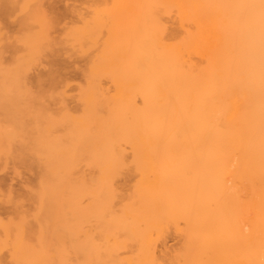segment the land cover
<instances>
[{
	"label": "bare ground",
	"instance_id": "obj_1",
	"mask_svg": "<svg viewBox=\"0 0 264 264\" xmlns=\"http://www.w3.org/2000/svg\"><path fill=\"white\" fill-rule=\"evenodd\" d=\"M92 1L88 12L72 11L78 24L59 31L52 22L56 10L50 18L53 9L45 0L22 1L18 45L0 24V60L5 50L23 53L15 68L0 69L2 96L3 90H15L17 97L22 96L18 90H31L25 62L51 57L56 63L63 48L90 57L85 81L77 87L79 112L53 96L61 98L59 105L65 100L61 110L25 107V113L10 114V119L0 115V158L37 162L34 181L42 190H55L52 198L65 188H86L83 166L95 164L98 174L89 177L91 184L111 188L108 196L122 186L129 198L121 191L122 197L106 200V189V195L100 193L105 201L100 198L105 203L121 198L126 214L110 210V219L105 209L111 206L103 207L94 186L93 207L90 198L88 206L78 200L87 207L72 202L77 204L62 210L46 198L35 210L20 204L19 219L3 218L9 223L0 241L8 245L6 237H19L21 242L9 247L13 253L16 245L11 263L3 259L0 264H86L92 250L107 256L97 240L110 234L108 251L129 248L128 257L127 250L118 252L126 264H264V0ZM16 2L0 0V11H12ZM54 71L47 77L50 86L67 89L71 83ZM122 170L135 171V183L134 176L121 177ZM103 210L108 229L88 224L92 229L84 230V218L99 217ZM91 230L104 237L96 234V239ZM172 230L181 236L178 250L167 248Z\"/></svg>",
	"mask_w": 264,
	"mask_h": 264
},
{
	"label": "rangeland",
	"instance_id": "obj_2",
	"mask_svg": "<svg viewBox=\"0 0 264 264\" xmlns=\"http://www.w3.org/2000/svg\"><path fill=\"white\" fill-rule=\"evenodd\" d=\"M16 1V0H15ZM22 1H24V0H17V2L16 3H12L11 5H10V7H11V10L12 11H9V12H7V13H5V14H3L1 11H0V24H1V28H2V30H4L5 32H4V34L6 35V36H10L11 38L9 39V41L11 42H15L16 43V45H18L17 44V40H15V37H16V35L18 34V32H20V27H21V25H20V20H22V18L21 17H24L23 16V12H19L20 10L18 9L19 7V4L22 2ZM91 1V2H90ZM112 2V1H111ZM92 3H93V1L92 0H45V3L44 4H46L45 6L48 8L49 7V11H51L52 9V11H53V13H52V11H51V13H52V15H50L49 14V16H50V18H53V19H55V15L58 17V18H56L55 19V21L53 20V19H51V20H53L52 22L56 25V26H59V27H56V28H58V30L56 29V28H54L53 30H55V33H53V35H58V33H57V31H59V30H62L63 29V26L65 27L66 25V27H68L69 25H72L73 26V24H78V20L76 21V17H75V15L74 14H72V11H73V13H74V10L77 8L78 9V7L80 8V9H82V10H84V12H85V10H86V12H88V6H90L89 4H91L92 5ZM13 5V6H12ZM14 5H16V6H14ZM16 7V8H15ZM18 7V8H17ZM52 7V8H51ZM76 7V8H75ZM14 8V9H13ZM75 8V9H74ZM13 10H15V11H13ZM56 10V11H55ZM71 10V11H70ZM54 11H55V13H54ZM59 12V14H62V15H57V13ZM19 12V13H18ZM2 13V14H1ZM21 13V14H20ZM9 14V15H8ZM16 14H17V16H16ZM53 14H55V15H53ZM15 17H14V16ZM174 16V18L173 19H175V14H173ZM61 16V17H60ZM12 17V18H11ZM63 17V18H62ZM75 17V18H74ZM170 16H166V19L168 20V18H169ZM59 18H61V19H59ZM171 20H173L172 19V16H171V18H170ZM168 20V21H170V22H172L171 20ZM177 19V18H176ZM176 19L173 21V22H175L176 21ZM59 20V22L61 23V24H59V22H57ZM61 20V21H60ZM56 22V23H55ZM3 23V24H2ZM58 23V24H57ZM59 28H61V29H59ZM57 30V31H56ZM13 32H14V34H13ZM6 33H8V34H6ZM57 33V34H56ZM0 42H1V40H0ZM6 42V41H5ZM3 44H4V41L2 42V44L0 43V47L1 46H3ZM6 44V43H5ZM66 49V48H65ZM64 48H63V52L61 51L60 53V57H57L58 58V60H57V62L55 63V62H53V61H50V59H51V57H46V58H44V59H42L41 61H37V62H35V63H27V62H25V67L29 70H25L26 72H27V75H26V72H25V78H27V81H28V83H31L30 84V88H31V90H29L28 92H26V94H25V92L24 91H26L24 88H22L23 90H18L19 92H22V94L21 93H19L18 92V94H20V95H22V96H19V97H17L18 95H17V92H15V90H10L11 91V93H9V91H8V93H7V91L6 90H3L2 91V93H6V95L4 94L3 96H2V94L0 93V96H1V98L2 97H4V98H2L3 100H1V98H0V101H3V102H5V103H3V102H1V104H3V105H5V106H3L2 105V107L0 106V115L2 116V115H4V116H2L3 117V119H5V116H8L9 117V115L10 114H12V116H16V115H21V113H25L27 110H32V111H40V112H44V113H46V111H47V113H49L50 112V109H52V108H57V109H60L61 110V106L63 107V105H64V101L66 102V105L72 110V111H80L81 109H80V106H79V101L77 100V95H78V89H77V87H78V85L79 84H81L82 82H84L85 81V77H84V74H83V71H84V73H85V70L87 69L86 67H87V65H88V60H89V55H87V56H85V55H79V54H77V53H75V51L73 50L72 51V49H66L65 50ZM22 53V51H20V52H17V55H15V54H12L11 52H9V51H7V50H5V52H3V57L1 58V60H0V64L2 65L1 67H0V69L2 68V67H5V69H7L9 66H11L10 68H12V65H13V68H15V65H16V61L18 60V59H20V57H22V56H20L19 54H21ZM23 54V53H22ZM21 54V55H22ZM79 55V56H78ZM85 56V57H84ZM16 57H17V59H16ZM86 57H88V58H86ZM61 58V59H60ZM6 59V60H5ZM88 59V60H87ZM22 61H23V59H22ZM25 61V60H24ZM40 62V63H39ZM28 65V66H27ZM17 66V65H16ZM51 69H53V70H55L54 71V73H55V76L59 79V80H65L66 82H68V83H71L70 84V86H68V88L67 89H65V90H63V87H58V88H60V89H58L57 87H55V88H57V89H55L54 87H52V86H50V83H49V79H47V77H48V74H49V72H50V70ZM48 71V72H47ZM46 72V73H45ZM47 75V76H46ZM40 76H42L43 77V81L41 82V83H39V82H37L38 81V77L40 78ZM30 79V80H29ZM45 79V80H44ZM71 81V82H70ZM45 84V85H44ZM60 85V84H59ZM77 85V86H76ZM60 86H62V84L60 85ZM73 87V88H72ZM37 88V89H36ZM54 88V89H53ZM51 89V90H50ZM72 89V90H71ZM16 90V91H17ZM76 90H77V92H76ZM14 91V92H13ZM64 91H65V93H64ZM68 93H67V92ZM1 92V91H0ZM47 92V93H46ZM51 93V94H50ZM31 94V95H30ZM56 94V95H55ZM67 94V95H66ZM33 95V96H32ZM35 95V96H34ZM37 96V97H36ZM50 96H51V98H50ZM53 96H55L56 98H58V97H62V98H65V100L63 101V105H59L58 104V102L61 100V98L60 99H56L55 97H53ZM9 97V98H8ZM14 97V98H13ZM27 97V98H26ZM30 97V98H29ZM34 97V98H33ZM11 98V99H10ZM32 98V99H31ZM53 98V99H52ZM55 98V99H54ZM18 99V100H17ZM43 99H44V101H43ZM73 100V101H72ZM25 101V102H24ZM30 101V102H29ZM39 101V102H38ZM53 102V103H52ZM61 102H62V100H61ZM7 103L9 104V105H7ZM76 103V104H75ZM0 104V105H1ZM10 104H14L13 105V107H14V112L15 113H17V114H15L14 112H13V107H12V105H10ZM15 104L16 105H18L17 107L15 106ZM21 105H23V106H21ZM30 105H32V107L30 106ZM33 105H36V106H33ZM58 105V106H57ZM21 106V107H20ZM59 106H60V108H59ZM8 108L9 107V109H6L7 111L9 110V113L7 114L6 113V110H4L5 108ZM26 107V109H24ZM30 107V108H29ZM33 107H36V109H34ZM39 107V108H38ZM4 108V109H3ZM21 108H23L24 110H26V111H23V109H21ZM29 108V109H28ZM32 108V109H31ZM79 108V109H78ZM16 109H17V111L18 110H20V112L18 111H16ZM48 110H49V112H48ZM22 111V112H21ZM53 111H56L55 109L53 110ZM12 112V113H11ZM51 112H52V110H51ZM20 113V114H19ZM6 114V115H5ZM15 114V115H14ZM12 116H10V117H12ZM10 117L8 118V119H10ZM7 118V117H6ZM13 118V117H12ZM31 122V120H28V122ZM29 122V123H30ZM32 123V122H31ZM33 124V123H32ZM31 125V124H30ZM3 158V157H2ZM2 158H0V161L1 160H3V161H1L0 162V216L2 217V218H0V225L3 227V226H5V229H3L2 227H0V233H2V232H4V231H6L7 232V229H6V225H4L6 222L7 223H9L8 221H6L5 222V220H6V218L7 219H9V220H12V218L13 217H15V216H17L18 217V215L19 214H17V208L19 209V207L20 206H23V208L25 207V208H28V209H34L35 210V207L36 206H38V203H40V205L42 204V200L40 201L39 199H43V198H46V199H49L50 201H48V204H50V203H52V204H50L51 206H53V205H60L61 206V204H62V206L60 207V206H56V207H54V208H57L56 210H58V209H67V208H71V207H73V205L75 206L77 203H75V204H73L74 202H78V200H80V199H83V201L82 200H80V201H82L83 202V204L85 203H87L88 201H89V198L91 199V201H92V199L94 198V196L95 197H97V199L99 200V198H100V196H101V198L103 199V197L106 195V193H105V191L107 190L108 192H107V196H108V193H110L109 191H111L110 189L108 190V188H104V187H101V188H97L96 189V187H95V185H92L93 183H92V181H90V179L91 178H95L97 175H95V173H97L98 174V168L97 167H95L94 165H93V167L91 168L90 166H88V167H86L87 166V164H88V162H86L87 164L86 165H84L83 167V169L87 172V175H88V183H86L85 185L87 186V184H88V186L85 188V187H83V188H81V187H75V189L73 190L72 188H65V189H63V188H61L62 190H65L64 191V194L62 195V193L61 192H59V194L61 193V195H56L55 196V198H52L53 196H54V194L56 193H54L53 194V192L55 191V190H53L52 188L50 189V188H48V190H46V188L44 189V190H46L47 192H43L44 190H42L43 188H40V184H38L36 181H34L35 180V178H36V176H35V172H34V170L36 169V166L35 165H37V164H35V163H37V162H33V160H32V162H29L30 160H28V162L27 161H25V162H15L13 159H10V160H4V159H2ZM6 158V157H5ZM8 159V158H7ZM25 163H27V164H25ZM25 164V165H24ZM88 165H90V164H88ZM31 166V167H30ZM92 166V165H91ZM177 166H178V164H177ZM35 167V168H34ZM91 168V169H90ZM19 169V170H18ZM34 169V170H33ZM85 172V173H86ZM122 172H123V170H122ZM121 171L119 172V173H121V175H123V176H121L120 174H118V175H120L121 177H123L124 178V176H126L127 175V177L129 178V179H131L130 177H132V176H134V178L132 177V180L134 179V180H136L135 179V171H131L129 174H127V173H122ZM125 172H127L126 170H125ZM137 173V172H136ZM94 174V175H93ZM133 174V175H132ZM89 175H93V176H89ZM131 175V176H130ZM136 176H137V174H136ZM89 177H91L90 179H89ZM138 177H139V175H138ZM134 180H133V182H134ZM31 182H33V184L30 186V185H28V183H31ZM36 182V183H35ZM130 182H131V180H130ZM132 182V183H133ZM92 183V184H91ZM135 183V182H134ZM96 184V183H95ZM38 187H37V186ZM93 186L95 187L94 189H96L97 191L96 192H98L99 193V195H96L95 193V190H93ZM120 186H121V184H120ZM126 185H124V187H125ZM32 187V188H31ZM90 187H92V188H90ZM122 187V186H121ZM121 187H119V192L117 193L120 197H122L123 195H128V193L126 192V191H122V196H121V191H120V188ZM128 187H130V184H129V186ZM24 188V189H23ZM81 188V189H80ZM61 189H56V191L57 190H61ZM68 189H69V191H68ZM87 189V190H86ZM99 189V190H98ZM101 189H102V191H101ZM106 189V190H105ZM126 189H128V188H126ZM131 189V188H130ZM38 190H42V191H38ZM91 190V191H90ZM93 190V191H92ZM124 190V189H123ZM28 191V192H27ZM50 191V192H49ZM104 191V192H103ZM128 191V190H127ZM12 192V193H11ZM30 192V193H29ZM63 192V191H62ZM90 192H95L94 193V196L92 197V195H93V193H91L90 194ZM103 192V193H102ZM34 193V194H33ZM50 193L51 194H53V196L52 195H50ZM89 193V194H88ZM104 194L105 193V195H101V194ZM123 193H125V194H123ZM12 195V198H11V196H9V195ZM117 194H112V196L113 195H115V196H117V198H119L118 197V195ZM91 195V196H90ZM43 196V197H42ZM59 196H61V197H63V201H62V203L61 204H59L58 202L60 201V197ZM98 196H99V198H98ZM110 196V197H109ZM108 197H106V198H104V199H106V200H108L109 198H112V196L111 195H109ZM92 197V198H91ZM9 198H11V200L9 199ZM50 198H52L53 200H51ZM100 198V199H101ZM127 198V197H126ZM126 198H124V201H125V204L128 202V200L126 199ZM128 198H129V195H128ZM28 199V200H27ZM54 199H55V201H54ZM59 199V200H58ZM64 199L66 200V202H64ZM70 200V202L71 203H69V201L68 200ZM101 199V201L103 202V207H109V205L111 206V208H108L109 209V211H108V209H105L106 210V212L105 213H108V215H109V217H110V219H111V216H110V214H109V212H110V210H111V212L112 211H114V210H118L120 213H121V210L123 209V207L122 206H124V205H122L121 207L119 206V201H121L120 199L118 200V199H116V197H114V199L112 200L113 202H114V200H117V201H115L114 203L111 201V202H104L103 200ZM126 199V200H125ZM95 200H96V198H95ZM94 200V201H95ZM37 201V202H36ZM40 201V202H39ZM58 201V202H57ZM67 201H68V204H66L67 203ZM78 202V204H77V206H79V204L81 205L82 204V202ZM94 201H92V204H90V207H93L95 204H96V202H94ZM97 201V200H96ZM25 202V203H24ZM73 202V203H72ZM123 202V201H122ZM89 203V202H88ZM124 203V202H123ZM21 204V205H20ZM65 204H66V206H65ZM69 204L71 205V207H68L69 206ZM82 204V206H85V205H83ZM113 204V205H112ZM122 203H120V205H121ZM20 205V206H19ZM35 205V206H34ZM63 205L65 206L64 208H63ZM87 205V204H86ZM17 206H19V207H17ZM88 206V205H87ZM87 206H85V207H87ZM115 206V207H114ZM67 207V208H66ZM113 207V208H112ZM117 207V208H116ZM22 208V207H21ZM37 208V207H36ZM113 209V210H112ZM119 209H121V210H119ZM15 210V211H14ZM105 210H103L102 212H103V215H99V217H97V216H90V218H92V219H90L89 217H85L84 218V220L81 222L82 224L81 225H83L84 226V224H87V225H85V228H84V230L86 229V231L88 230V231H90V228L92 227L91 225L93 224V226L95 225V224H99V225H95L96 226V228H98V226H100L101 224H102V226H100L101 228H104L105 226H109L108 225V223H110V220L108 219V217H107V220L109 221H107L108 223H103L104 221H106V216H108V215H106V214H104V211ZM118 211H115V212H117L118 214H119V212ZM124 210H122V213H124L123 212ZM16 212V213H15ZM110 212V213H111ZM102 214V213H101ZM125 214H126V212H125ZM104 215H106V216H104ZM121 214H119L118 216H120ZM124 215V214H123ZM123 215H121L122 217H123ZM17 217H15L14 219H19L20 218V216L17 218ZM125 217V216H124ZM121 218V219H124V220H126V218ZM3 218H5V220H3ZM95 218V219H94ZM105 218V219H104ZM88 219H90V223H89V221H88ZM104 219V220H103ZM95 220H97V221H95ZM103 220V221H102ZM99 221H101V223H99ZM123 221V220H122ZM3 224V225H2ZM88 224H91L90 225V228H86L87 226H89ZM106 224V225H105ZM80 225V226H81ZM29 227L30 226H32V224L31 225H28ZM99 227V228H100ZM107 227H105V228H107ZM94 228V227H93ZM98 228V229H99ZM105 228H104V230H105ZM92 229V228H91ZM108 229V228H107ZM3 230V231H2ZM82 230H83V228H82ZM97 230V229H96ZM110 230V229H109ZM85 231V232H86ZM87 231V232H88ZM94 232V230H91V233L93 234V232ZM173 232H170V234H169V237H168V240H167V248L170 250V249H172V250H178V248L180 247L179 245L181 244V239H180V237L178 236V233L177 232H175L174 230H172ZM97 231H95V233L93 234V236H96V234L97 235H99L100 234V236H99V240H101L103 237H104V235L103 236H101L102 234L101 233H96ZM101 232V231H100ZM111 232V231H110ZM83 233H84V231H83ZM89 233V232H88ZM106 233H108V232H106ZM106 233H105V236H106ZM4 235H0V237L2 236V238H5L4 236H5V234L6 233H3ZM91 234V235H92ZM104 234V233H103ZM121 234V233H120ZM119 235V234H118ZM110 236V237H109ZM109 236H106V237H104V239H107V237H109L108 239H107V241H106V243H105V241H104V239H103V241L101 240V242H98V240H97V243H103L102 245V247H101V250L102 251H104V252H107L106 253V255L107 256H110V257H112V258H110V257H107V256H105V253H103V252H100V256H99V253L97 254H95L94 252H96L95 250L92 252L91 251V253H89V255L91 256H94L93 257V259L94 258H97V256H98V259H96V260H98L97 261V263L98 264H103V263H101V262H104L105 264H111L112 263V261H114V264L116 263V264H118L119 262V260H120V262L122 263V264H126L127 263V260L126 261H122L123 259H125L124 257H122L121 256V254H120V256H119V254H118V252H120V253H123L122 251H124V254H125V251L127 250L126 249V246H124V248H125V250L122 248V247H119V248H117L116 246V248H113V249H111L110 251L113 253H115V254H117L116 255V257H115V255L114 254H112L111 255V252L110 251H108L109 249H108V246H109V240H111V241H113L111 238H112V235L110 234ZM114 236V235H113ZM7 238V241L9 240V242H7V244L8 245H5V243H6V241H4V240H1L0 241V262L1 263H4V261H3V259L5 260V259H8L9 260V262L11 263V261H10V256H12V257H14L15 256V250H16V245H18L19 244V242H21V241H19L18 239H19V237L17 238H13V237H10V238H8V237H6ZM28 238V237H27ZM1 239V238H0ZM23 239V238H22ZM21 238H20V240H22ZM96 239H98V237L96 236ZM124 240L125 238H124V235H122V236H119V240ZM6 240V239H5ZM11 240H16V241H11ZM122 240V241H123ZM26 241H28V243H30V242H32L31 241V239L30 240H27L26 239ZM110 241V242H111ZM125 241V240H124ZM124 241L123 242H121V243H124ZM18 242V243H17ZM4 243V246L2 245ZM13 243H15L14 244V251H12L13 253H14V255H12L13 253H11V251L9 252V250H10V246H12L11 244H13ZM105 243V244H104ZM10 244V245H9ZM2 245V246H1ZM106 246V248H104L105 246ZM120 245H122V244H120ZM120 245H118V246H120ZM126 245V244H125ZM7 247V248H6ZM10 247V248H9ZM5 248V249H4ZM9 248V249H8ZM109 248H110V246H109ZM7 249V250H6ZM11 249V250H12ZM104 249V250H103ZM117 249H118V251H117ZM119 249H121L120 251H119ZM123 249V250H122ZM164 248L162 247V246H159V253L161 254V252H162V250H163ZM100 250V251H101ZM117 251V252H116ZM129 251V248H128V250H127V252ZM161 251V252H160ZM11 255H10V254ZM4 254V255H3ZM123 255V254H122ZM128 255H129V252L127 253V254H125L124 256L126 257H128ZM96 256V257H95ZM106 258H110V259H112V261L110 260V261H107L108 259H105V257ZM9 257V258H8ZM11 257V258H12ZM104 259H103V258ZM113 257H114V260H113ZM15 258V257H14ZM13 259V258H12ZM90 259H92V258H89V261L88 262H86V264H88L89 262H91L90 261ZM92 259V261L94 262L95 260H93ZM100 259H102V260H100ZM127 259V258H126ZM8 262V261H7ZM8 262V263H9ZM93 262H91V264L93 263ZM96 262V261H95ZM109 262H111V263H109ZM25 264V263H24ZM90 264V263H89ZM94 264V263H93ZM120 264V263H119Z\"/></svg>",
	"mask_w": 264,
	"mask_h": 264
}]
</instances>
